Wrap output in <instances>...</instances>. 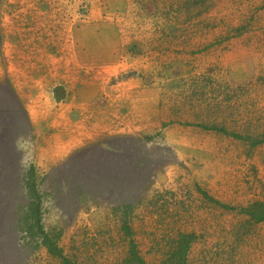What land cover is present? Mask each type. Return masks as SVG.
I'll return each instance as SVG.
<instances>
[{
  "label": "rangeland",
  "instance_id": "374dc122",
  "mask_svg": "<svg viewBox=\"0 0 264 264\" xmlns=\"http://www.w3.org/2000/svg\"><path fill=\"white\" fill-rule=\"evenodd\" d=\"M16 21L34 65L89 30L94 59L70 78L114 121L99 143L47 150L14 89L37 77L6 74L0 50L28 117L0 170L34 168L40 216L27 230L20 178L0 181V264H169L180 233L196 235L187 264H264V223L243 213L264 204V0H0V40Z\"/></svg>",
  "mask_w": 264,
  "mask_h": 264
},
{
  "label": "crops",
  "instance_id": "0c3cea01",
  "mask_svg": "<svg viewBox=\"0 0 264 264\" xmlns=\"http://www.w3.org/2000/svg\"><path fill=\"white\" fill-rule=\"evenodd\" d=\"M6 14L5 18L14 17L12 12ZM2 27L5 30L1 33L0 50L2 58L9 63L6 74L37 77V79L19 80L21 86L14 89L24 92L21 98L27 106L32 124L36 128L39 127V131L48 133L50 142L47 150H65L64 153L68 154L71 150H78L108 139L109 136L107 138L104 136L105 130L102 132L96 124L103 121L112 124L114 119L111 115L100 116L101 107L98 104L100 94L82 95L81 84L72 83L70 78L73 75L87 74L86 69L82 72L81 68H88L89 61L94 59V53L89 54L90 37L85 33L82 35L84 30H89L79 28L73 35L70 34V30L67 33L63 31L56 37V44L48 48L46 58L34 57L45 63L34 65L32 57L24 58L27 37L30 36L25 35V24L16 21L11 29L8 24L7 28L4 25ZM95 30L97 29H92ZM30 39L33 41L35 36H31ZM71 40H74L73 45L70 44ZM92 40L94 44L98 43L96 38ZM91 50L93 51L92 48ZM100 55L108 58L110 51L104 50ZM115 106L118 107L119 104ZM105 109L111 113L109 108L105 107Z\"/></svg>",
  "mask_w": 264,
  "mask_h": 264
},
{
  "label": "trees",
  "instance_id": "16d2710c",
  "mask_svg": "<svg viewBox=\"0 0 264 264\" xmlns=\"http://www.w3.org/2000/svg\"><path fill=\"white\" fill-rule=\"evenodd\" d=\"M0 108L8 110L4 113L3 111H0V150H16L13 146V138H15L13 137L15 135L14 131H21L22 127H25V124H27L28 117L21 102L17 99L16 95L9 88V85L7 83H0ZM8 115H10V117H8ZM6 134L8 136H6ZM2 157L3 155L1 156V158ZM6 161H8V157H6ZM7 167V169L0 170V181H4L5 179H7L8 182L14 183L13 186H15V182H18L17 179L20 178V181L17 183V186H19L22 190L23 200L22 202H19V200H17L16 203H1L0 210L5 209L9 211L11 203H13L14 207L17 209L16 212L18 214L21 212L26 214L25 221L30 220L27 230L32 231L34 229L32 226V221L35 222V225L37 227L40 221L39 207L36 208L34 206V204L38 200V197L36 196L37 189L35 186L36 176L34 173V168H31L27 173L22 174L21 178L20 175H17L19 174V172H16L13 165H10L8 163ZM127 171H130V169H128ZM3 172L5 173V175L2 174ZM100 177H102L100 181L106 180L104 176L100 175L99 178ZM13 186H11L8 191H12ZM243 213L247 215L249 217L250 222L254 224L264 223V204L262 203H256L253 206L244 209ZM195 240L196 235L194 233H180L175 239L174 245L168 254L169 264H187V255ZM51 250H53L55 254H59V252H57V248H53L51 246ZM134 258H136V254H134ZM136 260L138 261V264H142L139 259L136 258ZM65 263L70 264L67 261Z\"/></svg>",
  "mask_w": 264,
  "mask_h": 264
}]
</instances>
